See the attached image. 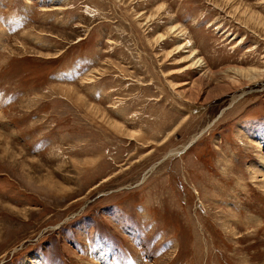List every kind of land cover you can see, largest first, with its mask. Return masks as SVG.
Masks as SVG:
<instances>
[{"label": "rangeland", "instance_id": "obj_1", "mask_svg": "<svg viewBox=\"0 0 264 264\" xmlns=\"http://www.w3.org/2000/svg\"><path fill=\"white\" fill-rule=\"evenodd\" d=\"M261 159L264 0H0V264H264Z\"/></svg>", "mask_w": 264, "mask_h": 264}, {"label": "bare ground", "instance_id": "obj_2", "mask_svg": "<svg viewBox=\"0 0 264 264\" xmlns=\"http://www.w3.org/2000/svg\"><path fill=\"white\" fill-rule=\"evenodd\" d=\"M250 75V74H249ZM261 164H262V166L264 167V159H261ZM262 168V167H261ZM264 169V168H263ZM262 171V170H261ZM249 172H251V171H249ZM264 172V171H263ZM251 174H252V180H257V178H258V175L259 174H261V172H259V173H256V172H251ZM264 174V173H263ZM262 185L264 186V178H263V181H262ZM1 238V237H0Z\"/></svg>", "mask_w": 264, "mask_h": 264}]
</instances>
